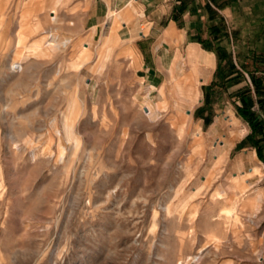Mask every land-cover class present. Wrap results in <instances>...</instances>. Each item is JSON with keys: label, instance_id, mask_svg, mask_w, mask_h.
<instances>
[{"label": "rangeland", "instance_id": "rangeland-1", "mask_svg": "<svg viewBox=\"0 0 264 264\" xmlns=\"http://www.w3.org/2000/svg\"><path fill=\"white\" fill-rule=\"evenodd\" d=\"M85 5L0 0V264H264V50L213 51L180 113L172 80L149 93L80 29ZM252 152L263 177L230 203Z\"/></svg>", "mask_w": 264, "mask_h": 264}, {"label": "crops", "instance_id": "crops-1", "mask_svg": "<svg viewBox=\"0 0 264 264\" xmlns=\"http://www.w3.org/2000/svg\"><path fill=\"white\" fill-rule=\"evenodd\" d=\"M58 1L62 0H54ZM82 3L86 7L80 15V29H94L95 35L103 34L102 49L108 44L106 48L114 50L121 64L133 66L136 80L149 93L158 90L160 93L172 80L178 111L200 101V93L202 96L204 90L207 94L208 87L216 81L217 58L213 51L219 48L225 51L231 64L232 48L237 54L251 47L264 50V0H82ZM59 21L56 19L55 26L49 29H56ZM230 122L226 125L229 142L247 132L239 127L238 121ZM232 129L242 135L232 136ZM212 130H216L212 135L216 137L215 127L209 135ZM220 151L226 160L223 149ZM255 159L252 152L243 162Z\"/></svg>", "mask_w": 264, "mask_h": 264}, {"label": "bare ground", "instance_id": "bare-ground-1", "mask_svg": "<svg viewBox=\"0 0 264 264\" xmlns=\"http://www.w3.org/2000/svg\"><path fill=\"white\" fill-rule=\"evenodd\" d=\"M183 108H180V110H179L180 113H182L184 111ZM229 120L231 122H233V118L230 117ZM238 132H239V130L232 129L230 131V134L234 137H236V135H242L241 132H239V133ZM216 133H217L216 130H212L210 132V135L212 136ZM214 152L216 154L214 156L215 157L214 165H218L220 163L225 162V155L222 154L220 149H215ZM251 161L252 160H250V162ZM212 163H213V161H212ZM243 166H244L243 158L242 157L236 158L234 163H233V169L240 170V172L238 174H235V176H233V179H232L233 180L232 183L235 185V187H233L234 188L233 189V198L228 200L230 203H232V202L238 203L239 198L247 193V191H246L247 186H245L246 182H250L254 178H262L263 177L262 172H261V168L258 165L250 167V169L247 172L242 171V168H244ZM211 175H212V172L209 171L207 176H211ZM203 183H204V181H203ZM251 184H252V182L248 186H251ZM256 186L257 185H254L251 187L255 188ZM236 197H238V198L236 199ZM262 200H263V190L261 188H257L256 191L254 192L253 199L251 200L250 203L247 204V206H249L252 210L258 209L259 208L258 204H260L262 202ZM230 215H232V213Z\"/></svg>", "mask_w": 264, "mask_h": 264}]
</instances>
